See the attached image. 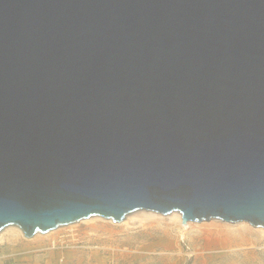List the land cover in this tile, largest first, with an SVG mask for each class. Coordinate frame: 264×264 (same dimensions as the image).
<instances>
[{"label":"water","instance_id":"1","mask_svg":"<svg viewBox=\"0 0 264 264\" xmlns=\"http://www.w3.org/2000/svg\"><path fill=\"white\" fill-rule=\"evenodd\" d=\"M140 209L264 228V0H0V232Z\"/></svg>","mask_w":264,"mask_h":264},{"label":"rangeland","instance_id":"2","mask_svg":"<svg viewBox=\"0 0 264 264\" xmlns=\"http://www.w3.org/2000/svg\"><path fill=\"white\" fill-rule=\"evenodd\" d=\"M172 213L140 209L121 222L94 215L32 237L9 225L0 264H264L263 227L212 218L184 231Z\"/></svg>","mask_w":264,"mask_h":264},{"label":"bare ground","instance_id":"3","mask_svg":"<svg viewBox=\"0 0 264 264\" xmlns=\"http://www.w3.org/2000/svg\"><path fill=\"white\" fill-rule=\"evenodd\" d=\"M172 214H174V218H172V219H176L178 222H180L181 223V219H182V216H181V214H180V212H175V213H172ZM151 217H152V215H150ZM173 216V215H172ZM243 223V222H242ZM187 224H189V227H190V225L192 224V222H188ZM73 224H69V225H67V226H72ZM183 225V224H182ZM67 226H63V227H67ZM184 226V225H183ZM245 228H247V226L245 227ZM57 229H60V227H58ZM57 229H55V231L57 230ZM262 229V228H261ZM183 230L184 231H188L189 230V228H187V227H183ZM53 230H51V232H52ZM51 232H49V233H51ZM49 233H48V235H49ZM37 235V234H36ZM39 235V234H38Z\"/></svg>","mask_w":264,"mask_h":264}]
</instances>
